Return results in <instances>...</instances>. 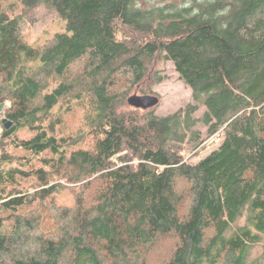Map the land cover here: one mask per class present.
<instances>
[{"label":"trees","instance_id":"16d2710c","mask_svg":"<svg viewBox=\"0 0 264 264\" xmlns=\"http://www.w3.org/2000/svg\"><path fill=\"white\" fill-rule=\"evenodd\" d=\"M11 1L0 0L12 122L0 130V264H254L264 0ZM41 6L65 31L32 43L23 23ZM167 60L194 103L167 115L128 105L154 94Z\"/></svg>","mask_w":264,"mask_h":264},{"label":"rangeland","instance_id":"374dc122","mask_svg":"<svg viewBox=\"0 0 264 264\" xmlns=\"http://www.w3.org/2000/svg\"><path fill=\"white\" fill-rule=\"evenodd\" d=\"M9 2L16 4V1L9 0ZM28 16V19H30L31 22L23 23V31L29 42H41L55 32L65 31L64 20L58 18L51 8L41 6L34 12L28 13ZM158 67L163 69L161 71L163 79L161 82L152 86L154 95L159 97V104L155 108V113L157 115L171 114L180 108H184L187 104L194 103L192 90L181 79H179L178 73L172 62L169 60L159 62ZM133 94L143 95L137 92L130 95ZM205 110L204 106H200L198 110L195 111L194 117L201 118ZM72 116L73 117L69 116L66 121V126H70V128L76 127L80 118L79 113ZM2 117H4L3 113L0 115V130ZM194 129L198 130L202 137L204 136L206 127L201 122H198ZM220 141L221 139L207 142L203 150L197 155L195 154V149L191 148V145L194 142L190 141L188 142V145L191 147L186 149V158L191 162H196L214 149ZM251 257L254 259V264H264V242L263 245H259L253 249Z\"/></svg>","mask_w":264,"mask_h":264},{"label":"water","instance_id":"95a60500","mask_svg":"<svg viewBox=\"0 0 264 264\" xmlns=\"http://www.w3.org/2000/svg\"><path fill=\"white\" fill-rule=\"evenodd\" d=\"M128 105L140 108V109H148L151 107H155L159 104V97L154 94H143L137 95L133 94L127 98ZM5 105L0 103V115L3 113ZM1 123L4 125V128H9L12 124L11 121H8L6 117L1 118Z\"/></svg>","mask_w":264,"mask_h":264}]
</instances>
